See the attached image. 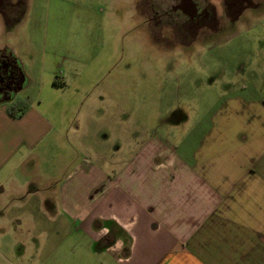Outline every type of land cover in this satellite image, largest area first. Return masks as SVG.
I'll list each match as a JSON object with an SVG mask.
<instances>
[{
    "label": "crops",
    "instance_id": "0c3cea01",
    "mask_svg": "<svg viewBox=\"0 0 264 264\" xmlns=\"http://www.w3.org/2000/svg\"><path fill=\"white\" fill-rule=\"evenodd\" d=\"M73 73L49 83L66 108ZM21 75L40 87L15 115L0 103V264H264V98L231 96L181 144L188 118L148 130L116 164L109 150L94 158L86 120L55 114L57 97L43 106L41 81Z\"/></svg>",
    "mask_w": 264,
    "mask_h": 264
},
{
    "label": "rangeland",
    "instance_id": "374dc122",
    "mask_svg": "<svg viewBox=\"0 0 264 264\" xmlns=\"http://www.w3.org/2000/svg\"><path fill=\"white\" fill-rule=\"evenodd\" d=\"M5 1L17 11L16 17L0 11V44L13 51L23 75L41 81L43 106L60 98L55 114L66 110L67 117L86 120L89 136L110 134L104 146L96 136L88 141L96 159L109 150L107 159L122 163L138 148V136L164 132L183 117L189 121L177 125L173 138L181 144L198 133L199 122L208 127L231 96L264 98V3L255 14L248 8L234 27L216 34L194 28L199 35L190 38L173 33L166 16L158 24L155 12L142 11L152 0ZM63 71L78 74L79 92L73 87L65 94L78 98L75 108H66L49 84ZM21 83L13 101L40 87L24 77ZM85 94L89 101L82 106ZM124 121L126 145L119 153L125 142L113 136ZM188 142L197 145L193 136Z\"/></svg>",
    "mask_w": 264,
    "mask_h": 264
},
{
    "label": "flooded vegetation",
    "instance_id": "af4514ba",
    "mask_svg": "<svg viewBox=\"0 0 264 264\" xmlns=\"http://www.w3.org/2000/svg\"><path fill=\"white\" fill-rule=\"evenodd\" d=\"M154 3H143L142 11L155 12L154 18L158 24L159 16L167 17L165 24L173 29V33L183 32L188 37L199 35L203 29L219 33L225 28L233 26L238 13L248 7H255L261 0H152ZM215 3V5H214ZM9 1L0 0V11L16 17L17 7L11 8ZM21 4H19L20 6ZM221 7L218 11L217 6ZM167 8V10H166ZM166 10L163 14L161 11ZM171 12V13H170ZM152 19V18H150ZM153 20V19H152ZM184 28V29H183ZM198 28L197 31L190 29ZM211 32V33H212ZM203 34V32L201 33ZM200 34V35H201ZM21 69L13 51L3 45L0 49V103H13L15 95L22 85ZM16 102V101H15Z\"/></svg>",
    "mask_w": 264,
    "mask_h": 264
},
{
    "label": "trees",
    "instance_id": "16d2710c",
    "mask_svg": "<svg viewBox=\"0 0 264 264\" xmlns=\"http://www.w3.org/2000/svg\"><path fill=\"white\" fill-rule=\"evenodd\" d=\"M27 103L28 101L17 100L16 102H13L11 103V105L8 106V111L11 115H15L16 112L22 111Z\"/></svg>",
    "mask_w": 264,
    "mask_h": 264
}]
</instances>
